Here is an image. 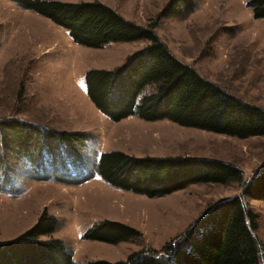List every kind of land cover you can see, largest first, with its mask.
I'll return each instance as SVG.
<instances>
[{"label": "rangeland", "instance_id": "obj_1", "mask_svg": "<svg viewBox=\"0 0 264 264\" xmlns=\"http://www.w3.org/2000/svg\"><path fill=\"white\" fill-rule=\"evenodd\" d=\"M59 1H101L141 25L156 18L169 2ZM247 1L197 0L196 10L162 20L156 32L181 61L209 81L264 108V18L255 19ZM0 36V119L16 117L90 136L87 143L76 144L78 151L57 150L21 166L15 187L0 191V241L23 234L47 210L59 224L42 239L63 240L78 264L125 260L134 251L162 249L210 205L241 195L242 184L264 163V136L243 139L136 115L114 121L94 105L87 94L86 72L112 69L148 41L88 47L51 19L11 0H0ZM111 150L138 157L218 158L240 167L243 178L226 184H192L150 198L113 187L102 178L98 160ZM244 201L259 215L256 235L264 244V201ZM104 219L126 223L142 235L119 244L86 239V231Z\"/></svg>", "mask_w": 264, "mask_h": 264}, {"label": "trees", "instance_id": "obj_2", "mask_svg": "<svg viewBox=\"0 0 264 264\" xmlns=\"http://www.w3.org/2000/svg\"><path fill=\"white\" fill-rule=\"evenodd\" d=\"M11 1L46 16L67 29L75 42L88 47L148 41L122 64L86 72L90 100L112 120L136 115L148 121L168 119L181 126L243 139L264 136V108L209 81L181 61L156 32L162 20L184 17L196 10L197 0H169L147 25L125 18L101 1ZM247 6L255 19L264 18V0H249ZM89 139L81 131L59 130L16 117L0 119V191L15 187L23 164L44 160L57 150L78 151L76 144ZM98 172L113 187L150 198L163 197L192 184H226L243 178L240 167L218 158L138 157L121 150L102 153ZM244 198L264 201V163L242 184L241 195L210 205L162 249L146 248L134 251L125 260H93L87 264H264V244L256 235L259 215ZM58 224V219L45 210L29 230L0 241V264H78L63 240L42 239L55 232ZM141 235L126 223L104 219L95 222L84 237L119 244Z\"/></svg>", "mask_w": 264, "mask_h": 264}]
</instances>
